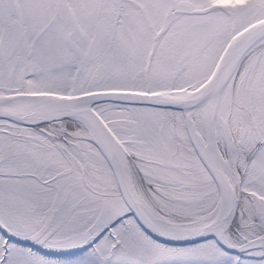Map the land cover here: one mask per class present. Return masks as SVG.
I'll list each match as a JSON object with an SVG mask.
<instances>
[{"label": "snow or ice", "instance_id": "obj_1", "mask_svg": "<svg viewBox=\"0 0 264 264\" xmlns=\"http://www.w3.org/2000/svg\"><path fill=\"white\" fill-rule=\"evenodd\" d=\"M0 264H264V0H0Z\"/></svg>", "mask_w": 264, "mask_h": 264}]
</instances>
